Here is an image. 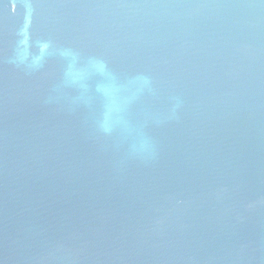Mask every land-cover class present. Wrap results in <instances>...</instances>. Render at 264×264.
Listing matches in <instances>:
<instances>
[{
    "label": "water",
    "instance_id": "1",
    "mask_svg": "<svg viewBox=\"0 0 264 264\" xmlns=\"http://www.w3.org/2000/svg\"><path fill=\"white\" fill-rule=\"evenodd\" d=\"M0 264H264V0H0Z\"/></svg>",
    "mask_w": 264,
    "mask_h": 264
}]
</instances>
